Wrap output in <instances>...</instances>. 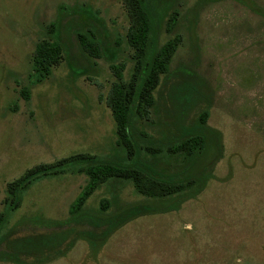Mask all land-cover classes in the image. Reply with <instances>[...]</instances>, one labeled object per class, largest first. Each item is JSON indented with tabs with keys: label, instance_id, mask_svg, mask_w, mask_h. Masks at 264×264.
Here are the masks:
<instances>
[{
	"label": "rangeland",
	"instance_id": "1",
	"mask_svg": "<svg viewBox=\"0 0 264 264\" xmlns=\"http://www.w3.org/2000/svg\"><path fill=\"white\" fill-rule=\"evenodd\" d=\"M128 3L0 0V212L7 184L34 165L77 153L124 154L107 95L117 80L112 66L123 65L125 83L133 71ZM73 11L102 26L109 50L75 75L68 56L78 52L63 35L65 57L35 81V45L56 39V26ZM159 24V44L176 34L180 42L153 90L150 114L136 117L135 129L159 146L166 132L159 94L164 81L176 73L191 74L211 98L207 125L221 134L219 159L195 195L166 212L128 221L98 250L79 236L59 256L18 264H264V0H171ZM160 154L167 156L161 164L173 166L165 146ZM87 180L75 169L37 180L4 231L37 232L72 220L78 213L69 208ZM142 202L158 203L137 193L131 182L110 180L95 188L80 212L104 215Z\"/></svg>",
	"mask_w": 264,
	"mask_h": 264
},
{
	"label": "trees",
	"instance_id": "2",
	"mask_svg": "<svg viewBox=\"0 0 264 264\" xmlns=\"http://www.w3.org/2000/svg\"><path fill=\"white\" fill-rule=\"evenodd\" d=\"M170 1L130 0L128 3L131 24L126 39L133 50V71L129 82L125 83L121 73L123 65L112 66L117 80L107 95L124 154L119 157L72 154L34 165L9 182L4 209L0 212V261L44 262L67 251L79 236L91 241L98 250L109 235L128 221L177 207L178 203L195 195L193 191L197 186L201 188L204 184L221 155L222 140L221 134L207 125L211 98L199 79L188 73H176L164 81L159 94L166 132L159 146H153L154 139L145 138V133L136 131L134 125L136 117L147 119L150 114L156 102L153 90L160 76L167 74L170 59L180 42L176 34L159 44L162 10ZM175 19L176 12H173L167 19L166 30L171 29ZM63 35L78 52L76 56H68L75 75L84 74L93 65L92 58H99L103 51L109 50L102 26L87 15L73 11L56 26V39H44L35 45L32 54L35 81L48 76L51 68L65 57ZM81 61L87 66L81 65ZM164 146L175 159L173 166L161 164L167 158L166 154H160ZM69 169L84 173L88 178L69 208L72 215L78 213L72 220L37 232L23 233L21 227L4 231L11 214L19 208L23 194L34 182ZM110 180L114 184L131 182L137 193L157 199L158 203L129 204L104 215L80 212L95 188Z\"/></svg>",
	"mask_w": 264,
	"mask_h": 264
}]
</instances>
